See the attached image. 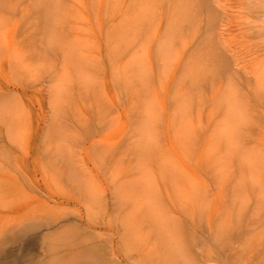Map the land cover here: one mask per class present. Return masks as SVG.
<instances>
[{"label":"rangeland","instance_id":"obj_1","mask_svg":"<svg viewBox=\"0 0 264 264\" xmlns=\"http://www.w3.org/2000/svg\"><path fill=\"white\" fill-rule=\"evenodd\" d=\"M217 11L0 0V264H264V77Z\"/></svg>","mask_w":264,"mask_h":264},{"label":"bare ground","instance_id":"obj_2","mask_svg":"<svg viewBox=\"0 0 264 264\" xmlns=\"http://www.w3.org/2000/svg\"><path fill=\"white\" fill-rule=\"evenodd\" d=\"M214 2H216V4L218 5V7L221 10V11H217V13L220 12L223 14V15L221 14L220 17L217 14H215L219 17V20H220V31L221 32L219 30H217V31H219L218 34H220L221 38H222L223 33L225 34L226 32L227 33L229 32V27L231 30L230 31L231 34L229 33L230 36L224 37V38H226L225 43H227V44L225 45V43L223 41L226 48L228 47V45L231 48L230 49L228 47L227 50H229V51L233 50V49L236 50L235 47H237V48H240L241 50L244 49L245 51H247L250 48L249 51H251L254 49L251 47H253L254 45L255 46L257 45V47H255L256 51L254 49L253 50L254 52H252V51L250 52L251 57L254 56L255 59L253 60V57L251 58L252 60H250V58L247 59V61H252V62H250L251 64H249V62H247L248 64L247 63L244 64V66L246 64L247 65L245 66L243 73H241L242 68L240 69L241 66L243 67V65H241L243 62L239 59H237L235 61L236 63H234V65L237 67V72L235 70L236 73H234L235 76H240V74H241L243 76L245 75L247 77H249V76L253 77L257 81H259L260 79L262 80V77H264V0H214ZM230 11H234V13H236V15H237L235 17H238L237 18L238 25L235 26V29H233L232 26L234 25V22L236 23V21L231 19L233 22H230L231 23L230 25H229L228 20H227L228 23L227 22L224 23V21H225L224 16L226 14H227L228 18L232 17L230 14L231 13ZM241 13L244 14V18L242 16H240ZM241 19H242V21H241ZM216 21H217V19H216ZM215 23H213V24H215ZM226 26H228V28ZM226 28L228 31H226ZM220 44H221V42H220ZM240 49H239V51H237L238 56L243 57L244 52L242 53L243 54L242 55ZM249 51H247V52H249ZM260 51L262 52L261 54H260ZM252 53H254V54L252 55ZM231 54L232 53L230 52L229 55H231ZM233 57H235V54ZM245 62H246V60H245ZM239 65H241V66H239ZM261 89H262V86H261ZM198 259H199V257H198ZM195 260H197V257L195 258ZM198 262H199V260H198ZM194 263H196V262H194ZM201 263H199V264H201Z\"/></svg>","mask_w":264,"mask_h":264}]
</instances>
